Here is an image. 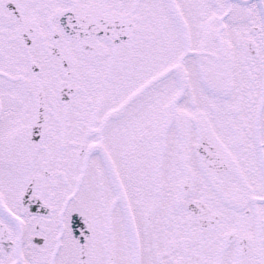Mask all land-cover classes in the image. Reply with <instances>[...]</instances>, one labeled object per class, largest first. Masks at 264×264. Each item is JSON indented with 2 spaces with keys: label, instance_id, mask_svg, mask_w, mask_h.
<instances>
[{
  "label": "snow or ice",
  "instance_id": "snow-or-ice-1",
  "mask_svg": "<svg viewBox=\"0 0 264 264\" xmlns=\"http://www.w3.org/2000/svg\"><path fill=\"white\" fill-rule=\"evenodd\" d=\"M0 264H264V0H0Z\"/></svg>",
  "mask_w": 264,
  "mask_h": 264
}]
</instances>
